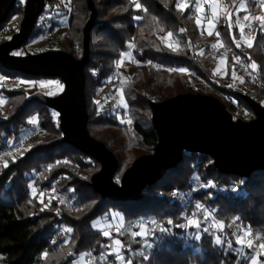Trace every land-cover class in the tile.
<instances>
[{"label": "trees", "instance_id": "1", "mask_svg": "<svg viewBox=\"0 0 264 264\" xmlns=\"http://www.w3.org/2000/svg\"><path fill=\"white\" fill-rule=\"evenodd\" d=\"M60 1L44 0L40 17L57 10ZM93 2L98 15L91 31L90 58L84 69L88 130L116 156L119 167L115 176L123 168L118 153L125 142L135 138L139 145L150 148L151 152L157 145L151 102H162L179 94L198 93L187 80V73L210 85L212 96L226 106L233 118L237 116L245 122L252 120L241 115V111L254 115L242 97L244 88L237 90L229 85L234 82V56H239L247 64L254 62L258 65L255 73L257 82L264 78V33H260L257 27L253 47L236 48L232 30L226 26L228 12L233 13L235 22L236 6L231 0H225L228 10L216 27L221 41L230 49L227 80L222 82L214 75L211 47L205 46L203 55L198 53L208 36L197 26L194 9L181 12L176 8V0ZM136 3L141 5L139 10ZM24 7L21 0L16 2L8 18L0 22V34L11 16L24 15ZM67 13L70 34L77 40L81 51L83 25L91 15L87 0H69ZM137 16L141 18L135 19ZM38 23L39 20L29 39L34 36ZM52 25L55 26L54 23ZM181 29L185 31L181 33ZM168 31H172L179 40L178 51L174 52L162 43L161 38ZM233 34L239 37L235 23ZM97 36L99 41L95 43ZM5 42L6 38L1 37L0 46ZM26 43L18 50L23 51ZM130 44H135L133 56L139 63V74L130 80L125 90L128 118L131 120V126H127L112 113L111 106L103 114L93 101L98 97V90L111 78L120 52L128 50ZM180 68L186 72L168 71ZM0 76L60 80L8 71L1 64ZM0 95L6 100L7 113L6 117L3 116L0 108V156L22 140L31 119L36 118L38 127L45 132L41 142L23 155L9 157L7 167L0 160V264H73L82 253H90L95 264H118L114 256L99 260L101 254H106L111 248L105 247L109 240L92 225L111 211L121 212L127 224L140 219L147 222L154 219L166 229L154 230L153 240L156 242L151 249H147L139 237L133 238L129 233L119 235L124 246L122 253L132 264H250L251 260L234 250L237 247L235 243L229 249L227 243L216 244L215 239L219 235L222 240L234 241V229L227 227L233 225L234 220L251 228L255 236H264V171H256L249 178L221 174L211 157L185 151L179 166L168 170L159 182L144 189L142 200L117 202L103 199L91 187V178L100 171L101 165L62 142L61 123L56 122L54 111L38 100L40 95L30 94L24 87L11 91L2 89ZM103 101L102 97L100 104ZM115 143L119 144L113 147ZM195 180L197 185H193ZM32 186L45 192L43 203L39 192L33 193ZM182 194L186 197L181 198ZM50 195L54 198L49 204ZM67 203L84 207L86 212L71 210ZM197 203L225 224L222 233L202 231L201 238L196 239L190 237L185 228L178 227L185 224L183 213L190 216ZM68 228L72 229L71 233L65 231ZM259 243H264V240ZM260 258L264 261V256Z\"/></svg>", "mask_w": 264, "mask_h": 264}, {"label": "water", "instance_id": "2", "mask_svg": "<svg viewBox=\"0 0 264 264\" xmlns=\"http://www.w3.org/2000/svg\"><path fill=\"white\" fill-rule=\"evenodd\" d=\"M17 1L0 0V22L8 18ZM87 4L91 15L83 30L80 59L63 52L25 57L12 54L29 40L44 8V0H25L20 31L0 46V64L8 71L58 78L64 84L60 97L40 96L38 100L61 114L62 142L101 165L91 178L96 193L117 202L140 201L147 186L155 185L168 170L179 166L185 151L211 157L221 174L249 178L256 171H264V108L259 103L242 95L255 119L235 121L216 97L183 94L163 102H151L157 145L152 154L135 160L120 185L116 184L114 177L119 167L116 156L88 130L84 69L90 58L91 31L98 13L93 0H87Z\"/></svg>", "mask_w": 264, "mask_h": 264}, {"label": "rangeland", "instance_id": "3", "mask_svg": "<svg viewBox=\"0 0 264 264\" xmlns=\"http://www.w3.org/2000/svg\"><path fill=\"white\" fill-rule=\"evenodd\" d=\"M132 1L135 2L136 0H132ZM231 1L236 6V9L234 12V17H235L236 11L239 9V15L241 18V23L243 25H245V27L249 23H255L256 28L259 27L260 22L259 21H252L251 17L264 15V4H261L260 0H257V4L255 7L248 6L245 9H240L239 6L241 3L246 4L247 0H231ZM21 2L25 5V0H21ZM186 2L189 4H192L193 0H186ZM220 4H221L222 8L225 9V12H224V14H225L228 10V5L225 3V0H220ZM201 7L205 11L200 12V13L195 12L196 19L201 18L208 11L209 0H203ZM68 8H69V0H61L58 7H57V10H55L53 13H50L49 15H46L44 17H39L38 18L39 23L36 27V31H34V36L32 37V39H29L27 41L26 46L24 47L23 51L22 50H16L14 52H21L20 57L39 55L42 53L49 52L45 46L49 41H54L56 48L54 49L53 52L68 53V54L73 55L77 59H80L83 55V48L80 51L77 40L73 39L71 34H70V31L68 28V23H69V14L67 13ZM244 15H249L250 19L248 21H244L242 19ZM23 16L24 15H21L20 13L14 14L13 16H11V18H9V20L6 22L5 26L3 27V32L0 34V38L4 37V38H6V41L8 42L12 39V37L14 35L19 33L21 23L23 21ZM53 23L55 24L54 27L52 25ZM212 23H215V21L213 20ZM234 23L235 22L233 21V25H234ZM83 26L85 27L86 25H83ZM216 27L214 29H212L213 35H211V36H209L207 34V31L202 30L208 36V39L199 47L198 53L203 52L205 46H207V45H209L211 47L212 44H217L216 49H212V47H211V49H212L211 53H212L213 58H214V65H215L214 66V73H216L218 68L220 70L219 74H215V77L217 78L218 81L222 82L223 80H227V59H228L229 54H230V49L227 46H225V44L221 41L220 37H217L215 35V32H217ZM44 28H46L45 30L49 31L48 36L45 38L42 36ZM237 29H238V27H237ZM231 30H232V35H233V28ZM255 32H254V35L251 39L246 38V40L254 42L256 39ZM238 33H239V29H238ZM82 39H83V34H82ZM173 39L177 40L176 37H174ZM235 39L237 41L241 42V47L243 49L248 48L246 43L241 40L240 34H239V37H235ZM98 41L99 40H98V36H97L95 43H97ZM133 49L134 48L129 47L128 50L120 52V58L117 61L121 60V54L122 53L131 52L132 57H124L123 63L119 68H117V66H116V63H117V61H116L115 70H114L111 78L107 81L105 86H103L101 89L98 90V92H97L98 97L97 98L95 97V99L93 101L94 104H97L96 101L100 102L101 98L103 97L104 101L100 104L99 111L104 114V112H106V110L109 109V106H111L112 107V113L116 114V116L118 118L123 117V119L126 122L121 123V124L127 125V126H131V123H127V121H131V120H129V118H128L129 117V109H128L126 98H125V90H126V88L129 87L130 80L139 74V69H138L139 63H137L136 59L133 56ZM14 52H12V54ZM262 53H263L262 56L264 57V46H263ZM221 59L226 60L225 65L219 64V61ZM262 59H264V58H262ZM243 63H244V65H249L245 61H243ZM235 73H236L237 78L233 82V87L237 90H242V88H244L245 91H244L243 95H246V96L252 98L254 101L259 103L264 108V78H262L261 80L259 79L258 82L256 81V79L253 80L252 76L255 75L256 72L253 73L250 68L246 69L245 67H241L239 64H237V66H236ZM187 74L189 75L187 80H189V83H191L194 86V88H196V91H198L197 94L209 95V96L213 95V90L210 87V85L201 81L200 79H198L196 76H194L191 73H187ZM0 77H2V76H0ZM240 77L244 78L243 83L240 82V79H239ZM22 80L23 81H30V82H37V83L35 86H30L29 84H19V81H22ZM40 81L59 82V84H61L63 87H62V89H58L56 87L55 83H53L48 88H40L39 83H38ZM122 86H123L122 94L124 96V102L126 103V107H118V105L121 103V100H120L121 92H120V90H121ZM19 87H24L25 89L30 91V94H39L40 96H47V97H60L64 93V90H65L64 84L60 80H57V79H35V80H32V79H25V78H21V77H17L14 79L3 77V80L0 81V90L4 89V90H10L11 91V90L17 89ZM50 90L54 94L53 95H46L45 93L50 91ZM188 94H193V93H188ZM179 95H183V94H179ZM172 98H174V97H172ZM156 102H160V101H156ZM5 104H6V100L3 104H0V108L2 110L3 116L6 117L7 113L5 111V109H6ZM241 112H242L241 115H244V117L247 120L255 119V117L252 113L247 112V111H241ZM54 113L57 114L54 117L56 122L61 123V114L57 111H54ZM239 113H240V110H238V114ZM233 119L235 121L240 120L237 116H235ZM31 120H33V119H31ZM241 121H243V120H241ZM44 133L45 132H43L40 129V127H38L37 124L34 125V124L30 123V127H29L28 131L26 132V135L23 136L22 140L17 144H13L7 153L0 156V160L7 162V159L9 157L23 155V152H25V150H28L32 146H34L35 144L41 142V138L42 139L44 138ZM118 144L119 143L113 144V147L118 146ZM152 153L153 152H151L150 148L148 149L147 147L145 148V147L139 145L138 142L135 140V138L131 139V141L125 142L122 151L120 153H118V156L121 157V162H122L123 168L114 177V182L116 184L120 185L121 180H122L125 172L132 166L134 161L143 155H148V154H152ZM193 185H197L196 180L194 181ZM185 197H186L185 194L181 195V198H185ZM62 201H64V200L62 199ZM189 205H190V203L187 204L186 207H189ZM68 208H70L71 210H78V209L80 210L81 209L80 212H82V213L86 212V208L80 207V206L74 207V206H72V204H68ZM197 211L198 210L195 208L193 210L192 214L194 212H197ZM208 213H210V212H208ZM192 214L189 216L186 214V212L183 213V218H184L185 224L187 223L188 218L192 217ZM211 217L214 218V220L218 221L215 218V216H213L212 214H211ZM197 218L201 222V229L199 230V233H198L200 238L202 236V231H203L202 229L204 227H209V229H210L209 231H212L215 234L221 233V232H216L214 229H212V227H211L212 222H213L212 219H210L206 222L204 220V214L203 213H201ZM96 221H101L102 223H108V224H113V225H119L122 221L124 227L120 230V233L118 235H117V229L115 227H113L110 230L115 239H120L119 238L120 234H123V233H129L130 234L132 231H138L139 229L137 226L141 223H144L147 226V228L150 229V232H149L148 237L146 238V241H145V239H143L141 237H139V238L142 240L144 246L147 247V249H151L156 242L155 240H153L154 230L160 231L161 228H164L154 219L149 220V222L140 219L138 221L133 222L132 224H127L122 213L116 212V211H111L109 214H106L103 217H99L94 222H96ZM152 222H154V223H152ZM129 226H131V227H129ZM240 226H242L244 229L249 228L247 226H243V225L239 224L238 222H236L234 220L233 226H232L234 229L233 233L236 232L237 228ZM95 229L97 230V228H95ZM185 229L187 231V234L190 235V237H193V236L196 237L197 229L195 227H188ZM248 238L249 237H245V240H247ZM251 238L254 239L255 235L253 234V236ZM234 240H235V237H234ZM109 244H111V240H109L108 245ZM148 245H151V246L149 247ZM254 246L260 252V255L257 256L256 259L260 262V264H264V261L260 258V256H264V249L259 248V242L254 241ZM237 247H239V246L237 245ZM248 250L251 251V249L245 247L243 253L242 254L240 253V254L243 257H247L251 253V252H247ZM111 251H112V249L107 250V253L111 252ZM44 258H46V257H44ZM106 258H107V256H106ZM73 264H95V259L91 255L89 256L86 253H82L78 256V258L75 260V262ZM118 264H120V262H118ZM250 264H252V261L250 262Z\"/></svg>", "mask_w": 264, "mask_h": 264}, {"label": "snow or ice", "instance_id": "4", "mask_svg": "<svg viewBox=\"0 0 264 264\" xmlns=\"http://www.w3.org/2000/svg\"><path fill=\"white\" fill-rule=\"evenodd\" d=\"M203 0H193L192 4H189L186 2V0H176V8L177 10L183 12V11H187L190 8L194 9L195 12L200 13V12H204L205 10L201 7ZM261 4H264V0H260ZM257 4V0H247V3H241L239 8L240 9H245L248 6H252L255 7ZM135 7L137 10H139L141 8V5L139 3L135 4ZM225 12V9L222 8L221 4H220V0H209V9L208 11L205 13V15H203L201 18H197L196 19V24L198 27H201L202 30L207 31V34L209 36L213 35V30L220 22V17L221 15H223ZM141 17L137 16L135 17V19L139 20ZM244 21H248L250 19L249 15H244L242 18ZM215 21V23H212V21ZM252 21H259L260 25H259V32L260 33H264V15H260V16H254L251 17ZM228 29L231 31V29L233 28V13L232 12H228L227 13V25ZM235 26L238 27L239 29V34H240V38L242 41H244L247 45L248 48H252L253 47V42L252 41H248L245 38V25H243L241 23V18L239 15V9L236 11L235 13ZM249 33H252L253 31H256L255 29L252 28L251 23L247 26ZM161 31H164V29H160ZM185 30L181 29L180 32L183 33ZM215 35L217 37L220 36V33L217 31L215 32ZM174 34L172 31H168L167 35L163 38H161L162 43H165L166 46L172 50V51H178L180 48V43L179 40H174ZM232 39L233 42L235 43L236 48H240L241 47V42L237 41L235 39V34L232 35ZM130 48H135V44H130L129 45ZM212 49H216L217 48V44H212L211 45ZM13 55L15 56H20L21 52H14ZM199 55H203V52L199 53ZM124 57H132V53L131 52H126V53H122L121 54V60L117 61L116 66L117 68H119L122 63H123V58ZM151 63V62H149ZM226 60L221 59L219 61L220 65H225ZM239 64L241 67H245L250 68L252 70L253 73L258 72V66L253 62L249 65H244L242 59L239 56H234L233 57V73H232V77L233 80H235L236 77V73H235V66ZM153 67H155V65H153ZM168 71H172V72H179L181 74L186 72V69L184 68H180V69H168ZM219 68L217 69L215 74H219ZM240 82L243 83L244 82V78L240 77ZM252 79L255 80L257 79V77L255 75L252 76ZM3 80V77H0V81ZM37 82H30V81H19V84H29L30 86H35ZM39 83V87L40 88H48L50 87L53 83H55L56 87L58 89H62V85L59 84V82H52V81H40ZM19 86V85H18ZM233 85L230 84L229 87H232ZM123 91V86L120 90L121 95H120V100L121 103L118 105V107H126V103L124 102V96L122 94ZM46 95H53L54 93L50 90L48 92L45 93ZM5 102V99L0 96V104H3ZM97 105H98V110H99V106H100V102L96 101ZM57 114L53 113V116L55 117ZM120 122L121 123H125L126 121L123 119V117H119ZM30 123L36 125L37 124V120L36 118H33V120L30 121ZM127 123H131V121H127ZM26 151V150H25ZM59 163V162H58ZM66 163V162H65ZM4 167H7V162H4ZM198 179V178H197ZM32 191L33 193H37L39 192L41 199V203H43V197L45 196V192L43 190H37L34 186H32ZM52 192H55V187L53 186ZM54 197L53 196H49L48 199V203L50 204L52 199ZM61 203H63V201H61ZM47 206V205H45ZM195 208L198 210L197 212H194L192 214V217L188 218L187 223L186 224H181L178 225V227L181 228H188V227H195L197 229V235H196V239H200L199 236V230L201 229V222L200 220L197 218L201 213L204 214V220L207 222L208 220L212 219V229H214L216 232H223L225 229V224L222 221H216L214 220V218L211 217V214L208 213L204 206L200 203H197L195 205ZM43 210V209H41ZM238 219V218H237ZM154 223V222H152ZM169 224H172V221H168ZM233 225H228L227 227H232ZM93 227L97 228V230L107 239L111 240V244L109 245H105L106 248H111L112 251L108 252V253H102L101 256L99 257V260L103 261L106 259V256H114L116 261L120 262V264H132L131 260H126L124 255L122 254V251L124 250V246H123V242L120 239H115L113 237L112 232L110 231L113 227H115L117 229V235L120 233V230L124 227L123 226V222L121 221V223L119 225H113V224H108V223H102L101 221H96L93 223ZM131 227V226H129ZM138 231H132L130 233V235L135 238V237H141L143 239H145L148 237L150 229L147 228V226L144 223L139 224L138 226ZM203 232L207 233L209 232V227H204ZM67 233H71L72 229L68 228L65 230ZM160 231H166V229L161 228ZM233 236L235 237V240H222L221 237L219 235L216 236L215 242L216 244H224L227 243V247L229 249L233 248V243H235L236 245H238L239 247L235 248L234 250L237 251L238 253H243L244 248L247 247L249 249H251V253L245 257V259H249L252 261V264H260V262L256 259L257 256L260 255V252L258 251V249L254 246V241L255 242H259L261 240H264V236H260L257 235L255 236V238H251L253 236L252 230L251 228H247L244 229L242 226L237 228V231L233 233ZM245 237H249L247 240H245ZM149 247L151 245H148ZM259 248L260 249H264V243H259ZM87 255H91L90 253ZM142 255V253H141ZM45 257H47V253L44 254ZM145 259H147V257H145Z\"/></svg>", "mask_w": 264, "mask_h": 264}, {"label": "built area", "instance_id": "5", "mask_svg": "<svg viewBox=\"0 0 264 264\" xmlns=\"http://www.w3.org/2000/svg\"><path fill=\"white\" fill-rule=\"evenodd\" d=\"M249 24H250V23H249ZM249 24H248V25H249ZM248 25H247V26H248ZM251 25H252V28L256 30V24H255V23H251ZM247 26L245 27V38L251 39V38L253 37L255 31H253L252 33H249ZM45 29H46V28H44V30H43V35H42L44 38L48 36V32H49V31H47V30H45ZM45 47H46V49H47L49 52H53L54 49L56 48V45H55V42H54V41H49V42L46 44Z\"/></svg>", "mask_w": 264, "mask_h": 264}]
</instances>
